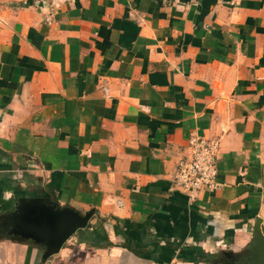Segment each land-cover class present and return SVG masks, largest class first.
Instances as JSON below:
<instances>
[{
  "label": "crops",
  "instance_id": "1",
  "mask_svg": "<svg viewBox=\"0 0 264 264\" xmlns=\"http://www.w3.org/2000/svg\"><path fill=\"white\" fill-rule=\"evenodd\" d=\"M220 187L171 182L192 132ZM84 214L59 251L3 227L0 264H246L264 234V0H0V217Z\"/></svg>",
  "mask_w": 264,
  "mask_h": 264
},
{
  "label": "water",
  "instance_id": "2",
  "mask_svg": "<svg viewBox=\"0 0 264 264\" xmlns=\"http://www.w3.org/2000/svg\"><path fill=\"white\" fill-rule=\"evenodd\" d=\"M91 215V210L80 214L68 207H54L42 198H20L15 209L0 221L5 229L41 244L43 257L47 258L76 231L85 228ZM251 251L246 264H264V234L259 225L254 227Z\"/></svg>",
  "mask_w": 264,
  "mask_h": 264
},
{
  "label": "built area",
  "instance_id": "3",
  "mask_svg": "<svg viewBox=\"0 0 264 264\" xmlns=\"http://www.w3.org/2000/svg\"><path fill=\"white\" fill-rule=\"evenodd\" d=\"M217 140L198 132H192L187 140L184 154L178 159L172 173L173 186L186 194L190 200L198 198L203 191L220 187L217 175Z\"/></svg>",
  "mask_w": 264,
  "mask_h": 264
}]
</instances>
